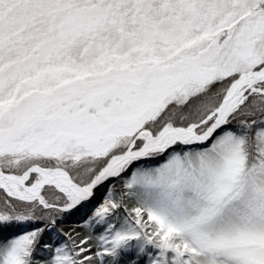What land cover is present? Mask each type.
Listing matches in <instances>:
<instances>
[{
  "label": "snow or ice",
  "instance_id": "6c2138e0",
  "mask_svg": "<svg viewBox=\"0 0 264 264\" xmlns=\"http://www.w3.org/2000/svg\"><path fill=\"white\" fill-rule=\"evenodd\" d=\"M0 264H264V0H0Z\"/></svg>",
  "mask_w": 264,
  "mask_h": 264
}]
</instances>
